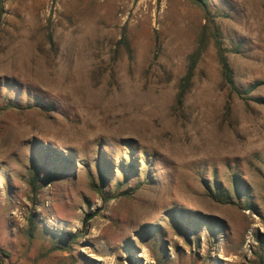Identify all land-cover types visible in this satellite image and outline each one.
Here are the masks:
<instances>
[{
	"label": "rangeland",
	"instance_id": "1",
	"mask_svg": "<svg viewBox=\"0 0 264 264\" xmlns=\"http://www.w3.org/2000/svg\"><path fill=\"white\" fill-rule=\"evenodd\" d=\"M0 264H264V0H0Z\"/></svg>",
	"mask_w": 264,
	"mask_h": 264
},
{
	"label": "trees",
	"instance_id": "2",
	"mask_svg": "<svg viewBox=\"0 0 264 264\" xmlns=\"http://www.w3.org/2000/svg\"><path fill=\"white\" fill-rule=\"evenodd\" d=\"M221 70H222V76L225 82L229 84V86H231V88L235 90L234 83L232 80V71L229 68V66L226 64L224 59H221ZM7 106H10V105H7Z\"/></svg>",
	"mask_w": 264,
	"mask_h": 264
},
{
	"label": "bare ground",
	"instance_id": "3",
	"mask_svg": "<svg viewBox=\"0 0 264 264\" xmlns=\"http://www.w3.org/2000/svg\"><path fill=\"white\" fill-rule=\"evenodd\" d=\"M199 162V161H198Z\"/></svg>",
	"mask_w": 264,
	"mask_h": 264
}]
</instances>
